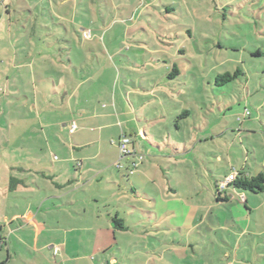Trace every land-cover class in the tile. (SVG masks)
<instances>
[{"label":"rangeland","instance_id":"374dc122","mask_svg":"<svg viewBox=\"0 0 264 264\" xmlns=\"http://www.w3.org/2000/svg\"><path fill=\"white\" fill-rule=\"evenodd\" d=\"M49 1L0 0V213L3 165L44 160L16 151L25 145L73 144L72 122L94 124L79 117L81 103L82 112L109 114L100 124L110 128L104 133L110 154L86 161L102 160L107 170L87 187L101 198L88 200L92 214L78 216L72 231L57 230L68 243L87 245L70 248L74 263L94 264L105 256L99 245L118 244L105 256L110 264H264V192L220 186L243 169L264 174V0H95L77 8ZM74 22L81 34L94 35L82 38L85 48ZM63 25L79 50L69 56L67 86L71 91L74 68L90 79L78 92L83 104L78 94L71 102V93L65 97L68 88L58 95L33 83L34 68L44 75L49 63L67 59L53 36ZM173 66L179 75L169 79ZM236 69L244 74L216 86V75ZM113 102L118 118L103 109ZM124 135L131 155L120 154ZM77 138L84 143L89 136ZM76 164L71 173L78 174ZM88 170L97 169L84 171L91 178ZM113 217L128 230L116 228ZM143 225L152 231L144 251L135 228ZM166 240L185 244V254ZM5 252L1 246V264Z\"/></svg>","mask_w":264,"mask_h":264},{"label":"crops","instance_id":"0c3cea01","mask_svg":"<svg viewBox=\"0 0 264 264\" xmlns=\"http://www.w3.org/2000/svg\"><path fill=\"white\" fill-rule=\"evenodd\" d=\"M94 1L95 0H58L57 4L73 2V7L77 8L78 3L89 6L94 3ZM48 4L52 6L53 4L55 5V3L51 0ZM73 29L79 38L81 46L85 48L87 46L86 42L83 43L82 34L76 30L75 22L73 24ZM70 32L71 30H68L63 25V31H58V33L55 32L57 33V37L55 34L53 35L54 38L57 41H60L61 44H58L59 47L57 50L62 51V57L63 55H66L67 59L65 60L64 58H60L58 60H54L55 64L57 63V65H55L53 62L49 63V65L47 63L49 67H47V74L44 75H42V73L41 75L40 73H36L39 72L38 69L34 68L32 70V76L37 75V79L35 78L33 83H37L38 85H41V87H49L53 94L59 95L63 90L68 88L67 80L69 79L66 78L69 76L65 73V70L67 71L68 69L73 68L71 67L73 61L69 56L72 55V51L78 50V48H74V40L69 36ZM90 37H94V35L93 37L91 36V32ZM94 39H97V37L95 36ZM37 54L41 55V53ZM42 55L45 56L46 51H43ZM74 70V76L76 80H74L75 82L70 80L72 82V86L70 87L71 91L68 88V92H65V97L68 96L67 94L71 93V95H69L70 98H68L70 102L72 98H76V95L79 91H81L84 84H88L90 82V79L88 80L79 73V69L74 68ZM57 81L58 84H56ZM57 85L60 88V91L58 92L54 90L55 88L57 89ZM165 86L167 85L165 84ZM72 88L74 89L72 90ZM219 92L224 93L222 91ZM78 99L82 101L83 104L84 95L81 97V93H79ZM88 102L91 103L90 101ZM113 104L115 105L114 107L112 106L109 108V106H105L103 109H110V113L112 114L115 112L118 118L119 113L116 103L113 102ZM80 105L81 103L79 104L80 116H78L84 118L87 121L92 120L94 124L87 125V127H85V125L78 127L76 122H72L74 125H76L75 131L71 133L74 142L73 144L67 145L61 141L59 142V140L55 138V140L59 142L58 144H48L47 147L44 146L40 149L33 144L25 145L22 148H16V151L19 150L18 152L20 153H27L26 155L28 157L31 156V153H36L34 155H42L41 157L44 160L41 162L19 161L18 163H15L14 166L12 164L10 165L5 163L2 167V174L8 175L5 176L6 178H4L2 175L5 185L2 186L0 247L2 246V248H4L6 251L5 258H2V264H81L73 262V257L70 256V248L79 247L85 249V246L87 245L84 243H68L67 235L61 236L60 234H57V230L64 229L66 232L72 231L75 229V221L79 220V218H77L78 216L87 217L89 211H91L90 214H92L93 208L89 207L88 200L94 199L92 202L97 204L101 198H98L94 191H91L90 193L87 190V187L92 185V182L95 179H99V176L105 177L104 173H106L107 170L102 160L95 164L86 161H91L90 156L97 159L102 155L110 154L107 152L110 150V148L107 145V141L104 140V133L105 131L108 133L106 128L109 126H105L102 123L100 124L103 119L109 117V114L100 112L97 113L95 111L85 113L81 111L83 105L81 107ZM97 122L98 124H96ZM66 125L67 124L64 125V128ZM114 126L116 128L117 124L114 123ZM175 128L178 129L179 126L177 125ZM146 130V128L143 130V134L145 135L146 133L144 132H146ZM51 134L52 133H49V136H53ZM90 135L94 137L91 138ZM77 136L80 138H86L89 136L87 139L88 142H77L79 141ZM200 142L201 141H199V143ZM46 149L47 152H52V160L47 158L50 155L45 153ZM83 150L90 152V154L87 155L89 157L83 156L80 159H76L75 157L73 159L69 158L71 152L75 154V151L84 152ZM127 161L129 162V160ZM70 163H78L80 165L79 167H77V164L74 165V168L76 171H78V174H76V172L71 173V168L69 167ZM109 165H111V163ZM90 166L93 167L94 170L97 169L96 172L88 170V172L91 174V178L87 177L84 173V171ZM8 169L10 170L9 174L7 173ZM244 170L245 169H243V171ZM243 171L239 172L248 176H253V174ZM216 183L217 185L219 184L217 181ZM131 190L134 192L133 187H131ZM170 191L176 193V190H173L172 188H170ZM100 210L101 208H99V211ZM167 213L170 212L167 211ZM51 215L52 217H54V215L57 217V221L55 223L49 220L48 217ZM116 215L118 216L119 213H116ZM59 216L61 217L60 219H58ZM135 228L139 235V246L137 249L144 251L147 246L146 239L151 237L149 233L152 231L150 229L148 230L144 225L136 226ZM127 230L128 229L124 227L122 231ZM43 232L47 234V237L45 236L42 237L43 239H40ZM31 238L34 239L35 243H30L29 240ZM164 243H167V245L171 244L170 246L175 245L177 249L173 250V252H177L179 250V252H183L185 254L184 248L187 247L185 244H180L181 242L176 241L171 243V240H166ZM93 245H95V243H93ZM56 246L60 247V252L57 255H54L53 247ZM118 246V244H113L103 248L99 245L97 251L105 256L108 254L111 255L114 247ZM194 250L195 248H193V251ZM168 251L171 252L170 249H168ZM105 256L102 257L101 260L95 261L93 259L94 264H110L109 261L105 260ZM159 258H162L161 260H163V257ZM84 260L86 264H90L87 259L84 258ZM147 260H150V258L147 257ZM177 264H182V262L177 260Z\"/></svg>","mask_w":264,"mask_h":264},{"label":"trees","instance_id":"16d2710c","mask_svg":"<svg viewBox=\"0 0 264 264\" xmlns=\"http://www.w3.org/2000/svg\"><path fill=\"white\" fill-rule=\"evenodd\" d=\"M255 55L260 56V55H263V53L261 51H257ZM242 74H244V72L239 69H236L233 73L225 72L223 74H218L214 78L215 84L217 87H221L225 84L233 82L234 80L239 78ZM178 75H179V71L177 70L176 66H173L171 71L167 73V77H169V79L173 78L174 76H178ZM175 126L177 127V125ZM133 153H135V151ZM126 155H131V153L128 151L127 154L122 155V156H126ZM131 173L133 172L131 171ZM226 187H230L233 190L251 192L253 194L262 193L264 192V174L258 173L256 176H248L244 173L237 172L233 175L232 180L228 183ZM217 200L219 202L225 201L224 199H221L220 197H218ZM112 221L116 228H118L119 230L124 229L121 219L117 217H113Z\"/></svg>","mask_w":264,"mask_h":264},{"label":"built area","instance_id":"2783aa9c","mask_svg":"<svg viewBox=\"0 0 264 264\" xmlns=\"http://www.w3.org/2000/svg\"><path fill=\"white\" fill-rule=\"evenodd\" d=\"M82 37H83V39H88L90 37V33L87 31H84L82 34ZM73 131H74V127H71L70 132H73ZM129 142H130L129 139L126 136H123L122 139L120 140V154L121 155H125L128 153L127 145L129 144ZM232 178H233V176L226 178L224 183L222 182L220 184L221 188H225L228 185V183L232 180ZM59 252H60L59 246L53 247V254L54 255H57Z\"/></svg>","mask_w":264,"mask_h":264}]
</instances>
